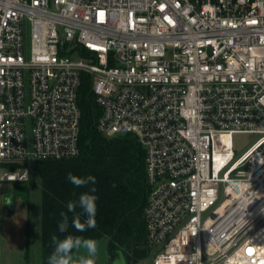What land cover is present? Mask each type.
Instances as JSON below:
<instances>
[{
  "label": "built area",
  "instance_id": "built-area-1",
  "mask_svg": "<svg viewBox=\"0 0 264 264\" xmlns=\"http://www.w3.org/2000/svg\"><path fill=\"white\" fill-rule=\"evenodd\" d=\"M83 75L143 151L149 264H264V0H0V188L78 155Z\"/></svg>",
  "mask_w": 264,
  "mask_h": 264
},
{
  "label": "trees",
  "instance_id": "trees-1",
  "mask_svg": "<svg viewBox=\"0 0 264 264\" xmlns=\"http://www.w3.org/2000/svg\"><path fill=\"white\" fill-rule=\"evenodd\" d=\"M79 94L82 120L78 155L67 161H38L33 164L41 184V264H48L54 251L53 236L58 240L73 236L96 242L108 241L112 237L109 244L112 259H116L120 251L127 262L146 260L150 251L145 241L144 201L142 207L136 209L142 196L146 195L143 151L132 138H106L97 132L95 121L98 111L87 75L82 76ZM3 167L14 170L17 166ZM69 173L80 178L93 176L96 182L76 187L67 180ZM85 192L97 197L96 226L79 231L72 224L73 218L79 214L83 223L86 216L79 207L75 212H69L67 204L78 201ZM61 213L68 216V229L63 233L58 227L63 219ZM25 227L28 232V224ZM29 250L27 244L24 253L27 264Z\"/></svg>",
  "mask_w": 264,
  "mask_h": 264
},
{
  "label": "rangeland",
  "instance_id": "rangeland-1",
  "mask_svg": "<svg viewBox=\"0 0 264 264\" xmlns=\"http://www.w3.org/2000/svg\"><path fill=\"white\" fill-rule=\"evenodd\" d=\"M97 111L98 117L100 113L98 107ZM121 137L131 138L125 135ZM255 139V135H235L236 155L242 154ZM6 201L13 203L11 213L6 211L4 205ZM40 217L41 184L32 167L27 182L5 184L0 188V264H27L24 257L27 244L30 249L29 264H41ZM26 224H28V232H26ZM106 243L107 241L104 240L96 242L97 253L93 257L94 264H106ZM86 255L83 249L75 250L74 264L79 257ZM136 264H149V258L137 261Z\"/></svg>",
  "mask_w": 264,
  "mask_h": 264
},
{
  "label": "clouds",
  "instance_id": "clouds-1",
  "mask_svg": "<svg viewBox=\"0 0 264 264\" xmlns=\"http://www.w3.org/2000/svg\"><path fill=\"white\" fill-rule=\"evenodd\" d=\"M67 180L76 187L86 186L89 183L95 184L96 182L93 176L80 178L74 176L72 173L68 174ZM94 191L95 189H92V192ZM96 200L97 197L95 195L85 192L79 196L78 201H70L67 204L69 212H75V209L79 207L86 216L83 223L81 222L79 214L73 218L72 224L77 230L85 231L87 228H95V217L97 212ZM61 216L63 219L58 227L59 231L63 233L68 229V216L65 213H61ZM52 241L55 248L48 259V264H74L73 251L80 249H83L87 255L79 257V259L75 261V264H94L93 257H95L97 253L96 241L73 236H68L62 240H58L56 236H53Z\"/></svg>",
  "mask_w": 264,
  "mask_h": 264
},
{
  "label": "water",
  "instance_id": "water-1",
  "mask_svg": "<svg viewBox=\"0 0 264 264\" xmlns=\"http://www.w3.org/2000/svg\"><path fill=\"white\" fill-rule=\"evenodd\" d=\"M144 197L145 195L142 196V199H141V202L140 204L138 205V207L136 209H140L142 207V204H143V201H144ZM12 201H9V202H5V208H6V211L8 213H11L12 211ZM133 210V211H136ZM117 228L115 229L114 233L116 232ZM112 240V237L108 239L107 243H106V253H107V261H106V264H126V259H125V256L123 255L122 252H118L117 253V258L116 259H112L111 258V255L109 253V244H110V241Z\"/></svg>",
  "mask_w": 264,
  "mask_h": 264
}]
</instances>
